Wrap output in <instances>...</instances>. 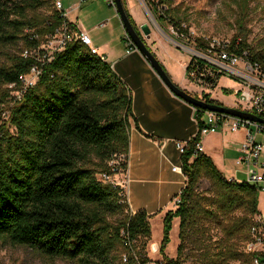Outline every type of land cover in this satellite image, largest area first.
<instances>
[{
    "label": "trees",
    "instance_id": "obj_1",
    "mask_svg": "<svg viewBox=\"0 0 264 264\" xmlns=\"http://www.w3.org/2000/svg\"><path fill=\"white\" fill-rule=\"evenodd\" d=\"M167 1L147 0L160 23L178 26L160 10ZM65 21L54 0H0V52L6 50L8 59L0 64V87L18 84L20 75L38 63L37 52L47 55L41 44ZM241 47L264 68V41L251 49L242 38ZM38 64L39 80L15 100L0 129V239L73 264H119L123 230L131 238H145L144 245L151 233L147 211L128 213L122 187L98 177L99 172L113 174L108 166L113 159L121 160L119 176L128 171L131 91L106 59L80 41ZM198 140L191 139L181 154L186 184L179 207L166 214L161 251L172 218L179 216L178 256L191 235L215 226L227 243L213 257L206 254L209 261L203 264L241 260L247 255L237 241L248 240L262 211L260 191L246 181L228 179L209 155L197 151ZM91 157L103 163L101 171L83 165ZM203 179L210 194L199 191ZM164 259L182 264L178 258Z\"/></svg>",
    "mask_w": 264,
    "mask_h": 264
},
{
    "label": "rangeland",
    "instance_id": "obj_2",
    "mask_svg": "<svg viewBox=\"0 0 264 264\" xmlns=\"http://www.w3.org/2000/svg\"><path fill=\"white\" fill-rule=\"evenodd\" d=\"M93 11L86 9L87 6L80 11V20L78 21V28L83 31H88L89 27H94L96 24V17L100 16V19L107 13H113L114 17L118 20L113 22V17L110 19L103 18L98 23L102 24L103 20L111 21L110 23L120 25L122 29V38L126 36V30L123 23L117 13V9L114 6H110L106 0H94ZM91 4V3H90ZM126 7L129 11L127 1ZM147 8V5H146ZM160 10H165L169 19H172L175 24H178L182 28H176L178 26L172 25L171 21H163L160 23L157 17L150 7V11L146 10L148 16V23L151 27L157 28L161 32H168L172 37L180 41L184 40L187 44H194L199 41L203 36L219 37L222 39H233L234 37L243 38L251 49H258L261 46V42L264 41V0H168L167 4L160 6ZM46 11V9H43ZM130 13V11H129ZM131 14V13H130ZM138 19L143 21L145 13L136 10ZM132 16V15H131ZM133 17V16H132ZM134 19V18H133ZM135 21V20H134ZM145 24V23H144ZM143 24V25H144ZM171 26V28L168 26ZM119 26V27H120ZM180 30V31H179ZM178 33L182 37H178ZM167 34V33H166ZM95 32L91 33L94 37ZM99 38L104 37V33L97 31ZM180 38V39H179ZM96 46V45H95ZM98 50V48H97ZM174 51V50H173ZM6 50L0 52V64L7 61ZM100 55H103V51L98 50ZM160 61V59L158 58ZM167 64L172 68L176 76H179L181 80L187 81L192 90H199L191 82L187 68L181 66L175 57H166ZM167 74L171 77L170 71L167 65L160 61ZM173 77H171L172 79ZM173 80V79H172ZM225 85L227 88H223ZM232 93H229L230 89ZM239 89V83L231 78L222 77L219 82V87L213 91V96L226 100L228 103H235L238 97L237 90ZM17 90L9 89L6 86L0 87V129L7 124V119L10 114V107L15 103V97ZM197 95V94H196ZM220 102L219 100H217ZM230 105V106H231ZM13 130V127H11ZM264 140V136H259ZM180 152L176 150L178 155ZM132 162L133 165V161ZM87 167H93L98 171H101L103 163L98 161L96 158L91 157L90 161L82 162ZM228 167L232 168V171L223 170L225 176L232 177L234 179L244 180L246 174L244 171H240L239 165L235 164V161H227ZM163 165V163L161 164ZM171 168V164H167ZM109 168L110 165L108 164ZM157 168V169H156ZM160 170V164L156 163L154 169L149 174L139 175L140 178L151 179L143 181H136L139 176L133 172L131 176L127 171L129 179V191H130V202L134 210L141 208H147L150 213V228L151 233L149 238L146 240L145 245L148 247L149 255L153 259L164 258H178L182 264H203L204 261L209 260L206 257H213L219 248L224 247L227 243L220 232V230L211 226L209 230L200 228L197 234L191 235V238L186 240V247L181 254L178 256V246L181 242L180 238V217L174 216L171 220V227L169 228L168 242L166 244L164 253L161 251V244L165 237V217L166 214L172 209V201L174 197L178 196L183 187L179 183L174 184L172 188L168 189L162 182L159 183L156 180L159 178L158 172ZM104 172H99L98 177H102ZM236 177V178H235ZM117 180L121 181L123 177L114 176ZM164 180H170L175 178L169 172L165 176L161 177ZM178 180V178H175ZM210 185L206 179H203L199 185V191L202 193L210 194ZM259 208L264 210V192H259ZM239 212V211H238ZM204 223V222H201ZM200 223V224H201ZM252 226V225H251ZM145 238H142V242ZM247 241L239 238L237 245L239 250L244 252L247 256H243L241 260H231L226 264H255V258L252 252L248 251ZM156 243V247L159 248L157 251L151 250V245ZM165 254V256H164ZM206 254H209L206 256ZM245 261V259H247ZM0 263L1 264H73L70 260L60 257H48L27 246L12 245L8 241L0 239Z\"/></svg>",
    "mask_w": 264,
    "mask_h": 264
},
{
    "label": "built area",
    "instance_id": "obj_3",
    "mask_svg": "<svg viewBox=\"0 0 264 264\" xmlns=\"http://www.w3.org/2000/svg\"><path fill=\"white\" fill-rule=\"evenodd\" d=\"M106 1L110 6H114L117 9L116 0ZM145 4L147 5L146 9L150 11L147 0H145ZM54 6L66 21L57 28L54 34L47 35V39L41 44V48L49 55V60L55 51L62 50L72 41H80L88 46L93 53L100 55L97 48L93 45L90 34L87 31L80 30L75 23L68 20L69 11L64 8L62 0H54ZM180 35L182 33H178V37ZM125 41L128 45L127 53L140 52L127 32ZM241 41L242 38L240 37L234 40L203 36L199 41L190 45L180 39L178 45L188 51L191 56L190 62L187 65L188 75L193 85L199 89L195 90L194 95L197 94V97L205 101H207L206 95L218 100V98L213 96V91L219 87L220 79L222 77L231 78L239 83V89L236 93L238 97L235 103L231 106H226L257 115L264 119V68L259 62L250 59L249 50L241 47ZM28 54L30 52L26 50L25 55ZM47 55L37 52L36 58L38 63L43 62ZM100 56L105 59L104 55ZM38 63L34 64L29 72L20 75L18 84L11 83L6 86L9 89L17 90V95L13 96L16 100L21 99L26 90L35 86L39 80L41 68ZM222 87L227 88L225 85H222ZM232 90L234 89H230V91ZM192 107L197 131L186 142L176 141V147L179 152L183 154L189 141L196 137H199L196 143L197 151H202L201 138L204 135L218 131H244L245 141L240 148L241 154L238 164L244 167L246 178L244 180H236L246 181L257 187L260 192H264V140L259 137L260 135L264 136V121L204 109L194 105ZM120 163V159L109 161L113 174L104 172L100 179L122 187V196L127 204L126 211L134 214L136 211L129 199V178L127 172L121 181L114 178V176H118L120 173ZM173 170L184 174L182 165L173 166ZM180 203L181 197L179 194L172 201V209H177ZM254 221L249 230L250 239L246 246L248 251L253 253L255 264H264V210L255 216ZM122 242L123 250L119 264H169L164 258H151L148 247L144 245L141 238H131L125 230L122 231ZM151 250L154 251L153 244L151 245Z\"/></svg>",
    "mask_w": 264,
    "mask_h": 264
},
{
    "label": "crops",
    "instance_id": "obj_4",
    "mask_svg": "<svg viewBox=\"0 0 264 264\" xmlns=\"http://www.w3.org/2000/svg\"><path fill=\"white\" fill-rule=\"evenodd\" d=\"M93 1L62 0L64 8L69 11L68 20L77 25L80 20V11L86 6V9L92 8ZM126 1L138 29L144 23L149 25L151 29L150 34L144 35V39L157 58L167 65L170 73H172L170 75L173 77V81L187 91L195 93V90L190 88L186 79L181 80L179 76H176L166 61L167 55L175 57L176 61L185 69L191 59L190 53L181 48L178 45L179 41L168 33L170 29L168 32L163 33L157 28L150 26L145 0ZM138 8L146 14L143 21L137 17L136 10ZM91 10L93 11V8ZM110 17L114 18L111 21L117 22L116 20L118 19L114 17L113 13H107L103 18L109 20ZM101 19L100 16H97L95 26L89 27L87 32L90 36L91 33H96L94 37L91 36L93 45H96L95 47L98 50L103 51L106 61L112 65L114 71L125 81L132 95L131 115L129 117V175L131 176L133 172L136 176L149 174L154 169L156 163H159L160 170L157 182L166 184L165 186L168 189L177 183L181 187H184L186 176L174 171L173 166L182 165L181 153L176 154V141L186 142L197 131L193 119V107L190 103L177 96L166 85L141 52L134 51L127 53L128 45L125 38L121 37L122 29H120V25L112 24L110 23L111 21L107 20H103L104 22L100 24L98 22ZM168 26L171 28L169 24ZM98 30L104 33V37L99 38L97 35ZM218 100L224 105H231V103L221 100V98H218ZM244 141V131L212 132L201 138L202 152L209 155L222 172L224 169L232 171V168L228 167L227 161H235V164L240 166L239 170L245 172L244 167L238 164L241 154L240 148ZM130 161H133V165ZM162 163L163 165H161ZM166 163L171 164V168ZM167 172L174 175L178 180L175 178H171L170 180L162 179L161 177L165 176ZM224 175L226 174L224 173ZM140 176L134 179L143 182L145 180L151 181V179L140 178ZM140 209H145L149 215L152 212L146 207L143 208L141 206Z\"/></svg>",
    "mask_w": 264,
    "mask_h": 264
},
{
    "label": "water",
    "instance_id": "obj_5",
    "mask_svg": "<svg viewBox=\"0 0 264 264\" xmlns=\"http://www.w3.org/2000/svg\"><path fill=\"white\" fill-rule=\"evenodd\" d=\"M117 3V13L123 23V26L126 30V32L130 35L136 46L138 47L139 51L144 55V57L150 62L152 67L157 71V73L160 75V77L163 79V81L166 83V85L180 98L185 100L186 102L190 103L191 105L198 106L200 108L204 109H210V110H216L221 112L230 113L236 116L245 117V118H251L253 120H259L264 121L261 117L244 112L241 110H238L236 108L218 104V103H211L207 102L193 93L187 91L186 89L180 87L177 85L171 77L167 74L165 69L163 68L162 64L158 60L155 53L150 49L149 45L146 43L144 39V35L150 34V27L148 24H144L140 27V29H136L133 24L131 23L126 10L124 8V4L122 0H116ZM157 245H153V250H157Z\"/></svg>",
    "mask_w": 264,
    "mask_h": 264
}]
</instances>
